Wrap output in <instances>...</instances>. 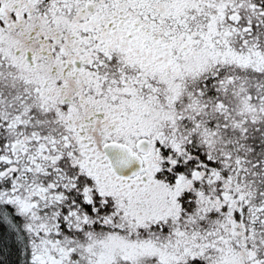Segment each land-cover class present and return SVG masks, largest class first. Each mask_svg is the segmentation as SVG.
<instances>
[{
    "label": "flooded vegetation",
    "instance_id": "obj_1",
    "mask_svg": "<svg viewBox=\"0 0 264 264\" xmlns=\"http://www.w3.org/2000/svg\"><path fill=\"white\" fill-rule=\"evenodd\" d=\"M31 1L0 0V194L10 196L6 204L24 224L50 230L33 234L48 246L44 254L69 240L71 229L102 226V213L114 207L112 198L105 200L111 194L106 185L144 180L146 174L147 180L152 171L170 172L174 164L171 172L194 169L191 197L183 206L193 209V188L204 189L210 228L219 229L214 236L222 234L233 244L229 264H264V110H254L255 125H239L244 132L231 142L229 84L223 73L198 80L193 90L202 85L205 93L195 95L210 101L205 123L210 145L206 153L191 145L185 165L166 161L160 135L153 136L148 123L142 136H134L133 95L123 86L130 87L139 70L130 67L129 52L128 65L121 61L114 45L117 32L126 33L120 42L128 41L132 49L141 38L139 52L148 43L179 44L182 26L165 0H63L69 4L59 11V0ZM244 74L239 73L240 80ZM124 101L128 105L118 108ZM113 142L140 156L145 171L131 178L119 175L105 149ZM176 181L182 183L179 177ZM79 219L86 226L78 225ZM39 258L41 264L57 261Z\"/></svg>",
    "mask_w": 264,
    "mask_h": 264
},
{
    "label": "rangeland",
    "instance_id": "obj_2",
    "mask_svg": "<svg viewBox=\"0 0 264 264\" xmlns=\"http://www.w3.org/2000/svg\"><path fill=\"white\" fill-rule=\"evenodd\" d=\"M34 1L41 0L31 2ZM56 3L58 11L69 4L63 0ZM165 5L170 15H175L181 23L179 44L178 40L148 43L146 50L139 52L141 38L132 49L128 41L120 42L126 33L122 37V32H117L114 45L116 48L119 45L121 61L127 59L129 52L130 67L139 70L131 76L133 84L123 86L124 93L133 95L131 121L135 138L143 135L142 125L148 123L151 134L160 135V143L166 150L165 160L185 165L194 143L199 147L198 153H206L211 142L212 133L205 126L210 101L206 99L207 103L195 95L193 89L198 80L220 78L217 75L223 73L225 83L229 84L231 142L244 132L245 128H239L241 124L248 121L255 125L258 113L254 110H264V0H165ZM257 18L260 22H255ZM255 25L263 30L256 32ZM242 71L246 75L240 80ZM252 71L255 76L249 74ZM197 88L196 94L205 93L202 85ZM123 103L118 108L127 102ZM129 117V114L124 117L126 122ZM160 131L163 132L159 134ZM182 147L187 148V153ZM173 165L169 166L170 172L163 173V167L152 171L145 181L117 179L113 181L114 187L106 185L111 194L105 200L112 198L114 207L102 213V226L71 229L67 232L70 239L57 242L50 253L44 254L48 246L41 244L42 239L33 237L50 230L40 224H25L34 240L36 264H41V255H46L47 260L56 257L52 264L232 263L229 245L233 244L222 234L214 236L219 229L210 228V204L207 193L201 192L204 189L193 188L196 195L193 209L183 206L191 197L194 169L179 174L171 172ZM171 173L172 180L168 178ZM177 177L182 179L181 184L177 183ZM8 200L0 194L1 204L9 203ZM82 222L79 219L78 225ZM50 234L55 242V234Z\"/></svg>",
    "mask_w": 264,
    "mask_h": 264
},
{
    "label": "trees",
    "instance_id": "obj_3",
    "mask_svg": "<svg viewBox=\"0 0 264 264\" xmlns=\"http://www.w3.org/2000/svg\"><path fill=\"white\" fill-rule=\"evenodd\" d=\"M259 20L257 18L255 22ZM254 29L256 32L263 30L257 25ZM30 236L19 213L0 203V264H34Z\"/></svg>",
    "mask_w": 264,
    "mask_h": 264
},
{
    "label": "water",
    "instance_id": "obj_4",
    "mask_svg": "<svg viewBox=\"0 0 264 264\" xmlns=\"http://www.w3.org/2000/svg\"><path fill=\"white\" fill-rule=\"evenodd\" d=\"M105 149L119 175L131 178L145 171L141 157L128 146L113 142L107 144ZM146 175H143L144 180Z\"/></svg>",
    "mask_w": 264,
    "mask_h": 264
}]
</instances>
